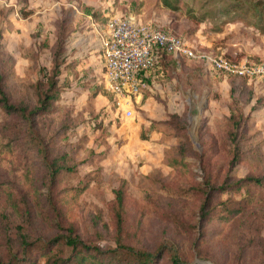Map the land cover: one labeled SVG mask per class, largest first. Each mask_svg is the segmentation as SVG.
Listing matches in <instances>:
<instances>
[{
	"label": "rangeland",
	"instance_id": "rangeland-1",
	"mask_svg": "<svg viewBox=\"0 0 264 264\" xmlns=\"http://www.w3.org/2000/svg\"><path fill=\"white\" fill-rule=\"evenodd\" d=\"M230 1L0 0L3 87L13 103L29 110L38 105L37 80H46L53 68L61 14L69 21L56 110L27 128L0 109L2 258L19 251L24 236L41 243L70 234L72 227L74 235L103 249L122 243L154 252L165 246L191 264H264V183L217 193L204 226L203 194L191 190L206 181L264 176V78L227 76L205 61L168 55L164 77L127 117L100 84L99 45L84 48L91 17L121 14L155 22L234 62L264 61V35L251 20L212 17ZM181 142L187 165L176 169L168 159ZM236 143L241 160L232 165ZM54 161L69 167L58 180L52 178ZM231 206L243 212L220 223V213ZM61 247L60 254H70Z\"/></svg>",
	"mask_w": 264,
	"mask_h": 264
},
{
	"label": "trees",
	"instance_id": "trees-1",
	"mask_svg": "<svg viewBox=\"0 0 264 264\" xmlns=\"http://www.w3.org/2000/svg\"><path fill=\"white\" fill-rule=\"evenodd\" d=\"M166 2V1H165ZM33 13L32 10L23 12V17L26 18ZM213 18H224L226 22L229 20L246 21L251 20V24L264 35V0H231L223 4L220 9L212 16ZM70 19V17H69ZM98 20V19H96ZM108 18L101 21L105 23ZM205 20L200 17L197 23L200 24ZM100 21V20H98ZM68 16L63 13L56 27L55 43L52 47V64L53 68L47 79H38L36 82V90L38 94V105L29 110L23 104H15L7 91L3 87V75L0 73V109L7 116L19 117L23 124L34 128V123L37 118L44 117L56 110V102L62 95V80L63 65L68 59V41H69V24ZM168 55L163 56V60ZM218 73H223L227 76H236L227 74L223 71L216 70ZM249 79L247 77H243ZM67 80V77L65 81ZM64 81V80H63ZM103 87L104 84L100 83ZM92 95L97 97L99 91H94ZM234 115V114H233ZM171 118H176L174 114ZM240 122V121H239ZM173 124V123H172ZM238 127V123L235 121ZM147 135V134H146ZM146 137V136H145ZM236 141V139H234ZM168 165L179 169V166H186L188 157V149L184 142H181L170 151ZM241 160V153L236 143L235 152L232 159V165H236ZM52 165L54 180H58V175L63 170H69V167L54 161ZM264 176H247L234 183L224 182L221 185H214L210 181H206L202 186H192V191L203 194V203L200 207V226H204L210 221L213 208V199L217 193L226 192H241L249 187L250 184L263 185ZM228 203V202H227ZM122 206V199H120ZM243 207H225L218 217V221L222 224L228 223L238 216L243 211ZM70 234L60 238L55 237L47 241L39 242L38 240H28V237L22 238V243L19 251L9 253L7 259L0 256V264H39L38 258L44 259V264H191L183 260L177 253L171 252L168 247L161 246L156 251L150 252L144 249H136L132 246L120 243L116 248L103 249L99 245H93L84 242L79 236L74 235V229L69 228ZM62 246V247H61ZM67 247L71 250L70 254H60L57 248L64 250Z\"/></svg>",
	"mask_w": 264,
	"mask_h": 264
},
{
	"label": "built area",
	"instance_id": "built-area-1",
	"mask_svg": "<svg viewBox=\"0 0 264 264\" xmlns=\"http://www.w3.org/2000/svg\"><path fill=\"white\" fill-rule=\"evenodd\" d=\"M91 18L90 25L104 56V87L113 95L117 113L127 117L133 115V105L140 102L149 88L145 76L160 67L165 54L205 61L212 69L250 80L264 78V61L234 62L214 51L200 49L186 37L155 22L121 14L109 16L105 23Z\"/></svg>",
	"mask_w": 264,
	"mask_h": 264
},
{
	"label": "crops",
	"instance_id": "crops-1",
	"mask_svg": "<svg viewBox=\"0 0 264 264\" xmlns=\"http://www.w3.org/2000/svg\"><path fill=\"white\" fill-rule=\"evenodd\" d=\"M90 27H91V25H90ZM85 34H86V37H85L86 43L84 45V48L86 49L88 47H93V46L99 45V49H100V41L98 40L95 32L92 30V27H91L90 30L86 31ZM93 43H94V45H93ZM92 53H93V51H91L90 57L94 56V54L92 55ZM87 54H88V52L85 55H81V56L84 57V56H87ZM163 61H162V63H161L159 68L151 70L145 76V79H147V81L149 83V88L148 89H150V87H152L151 85H154V87H156L160 83V80H162V78L164 77V71H163L164 64H163ZM103 74H104V72L102 73V77L101 78H103ZM100 82H103V80L101 79ZM148 89H146L145 91H147ZM145 91H144V93H143V95L141 97V100H143V98L145 97ZM160 133H162V132H159V134Z\"/></svg>",
	"mask_w": 264,
	"mask_h": 264
}]
</instances>
